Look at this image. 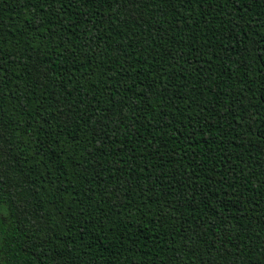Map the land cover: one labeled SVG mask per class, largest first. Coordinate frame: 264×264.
<instances>
[{
	"label": "trees",
	"instance_id": "trees-1",
	"mask_svg": "<svg viewBox=\"0 0 264 264\" xmlns=\"http://www.w3.org/2000/svg\"><path fill=\"white\" fill-rule=\"evenodd\" d=\"M0 264H264V0H0Z\"/></svg>",
	"mask_w": 264,
	"mask_h": 264
}]
</instances>
